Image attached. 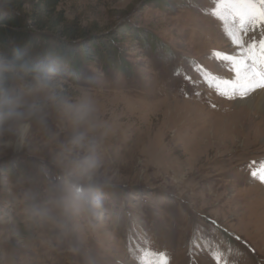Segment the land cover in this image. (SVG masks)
<instances>
[{"label":"rangeland","instance_id":"1","mask_svg":"<svg viewBox=\"0 0 264 264\" xmlns=\"http://www.w3.org/2000/svg\"><path fill=\"white\" fill-rule=\"evenodd\" d=\"M39 2L0 0V12L16 11L55 64L56 92L90 93L94 112L74 125L50 109L19 148L0 145V264H139L145 249L167 264H217L214 252L264 264V183L252 176L264 114L210 86L208 73L232 75L212 53L234 51L214 0H60L49 30L30 16ZM69 29L83 38L59 37ZM81 133L98 161L91 206L65 212L56 202L86 186L72 176Z\"/></svg>","mask_w":264,"mask_h":264},{"label":"clouds","instance_id":"2","mask_svg":"<svg viewBox=\"0 0 264 264\" xmlns=\"http://www.w3.org/2000/svg\"><path fill=\"white\" fill-rule=\"evenodd\" d=\"M56 66L53 62H33L18 50L0 52V145L19 148L33 124L44 126L50 109L67 117L74 125H87L94 112L90 93H85L76 103L56 92ZM71 144L80 148L82 157L74 163L72 176L83 181L70 197H62L56 206L65 212H87L91 206L92 174L98 167L91 155L94 143L81 133ZM34 210V206H31ZM63 230L67 225L61 224Z\"/></svg>","mask_w":264,"mask_h":264},{"label":"snow or ice","instance_id":"3","mask_svg":"<svg viewBox=\"0 0 264 264\" xmlns=\"http://www.w3.org/2000/svg\"><path fill=\"white\" fill-rule=\"evenodd\" d=\"M214 4L211 15L221 22L234 51L212 53L232 75L223 78L208 73L210 86L237 105L249 103L255 95L264 98V0H214ZM252 176L264 183V170L259 175L253 171ZM213 258L217 264L223 260L219 252ZM139 264H167V259L164 253L145 249Z\"/></svg>","mask_w":264,"mask_h":264},{"label":"trees","instance_id":"4","mask_svg":"<svg viewBox=\"0 0 264 264\" xmlns=\"http://www.w3.org/2000/svg\"><path fill=\"white\" fill-rule=\"evenodd\" d=\"M60 3V0H40L39 4H33L31 8V17L37 26L41 29L49 30L47 27L48 21L54 13L56 7ZM4 27V29H2ZM6 27L9 32L6 31ZM17 28L15 31L14 29ZM26 24L21 16L15 12H0V45H11V49L18 50L20 53L25 54L33 62L46 61L43 57L36 55V43L32 40L28 41ZM6 31V33H5ZM75 29H69L61 32V38L68 42H79L83 37ZM121 35H124L121 33ZM58 36V35H56ZM25 38V40L23 39ZM58 37V38H59ZM78 40V41H77ZM9 51L8 53H11Z\"/></svg>","mask_w":264,"mask_h":264},{"label":"bare ground","instance_id":"5","mask_svg":"<svg viewBox=\"0 0 264 264\" xmlns=\"http://www.w3.org/2000/svg\"><path fill=\"white\" fill-rule=\"evenodd\" d=\"M262 100H264V98H262L260 95H255L249 103H241L239 104L240 107L244 110H248L249 112H251V114H258L259 117L257 118H261L260 114H264V106H262ZM238 106V105H237ZM264 116V115H263ZM262 116V117H263ZM264 118V117H263ZM263 121V120H262ZM259 122V121H258ZM264 122V121H263ZM260 126L264 127V123H260ZM259 126V127H260ZM263 143H264V139H263Z\"/></svg>","mask_w":264,"mask_h":264}]
</instances>
